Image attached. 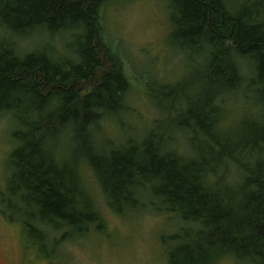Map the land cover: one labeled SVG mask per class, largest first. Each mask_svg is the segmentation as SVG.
<instances>
[{
  "label": "trees",
  "instance_id": "16d2710c",
  "mask_svg": "<svg viewBox=\"0 0 264 264\" xmlns=\"http://www.w3.org/2000/svg\"><path fill=\"white\" fill-rule=\"evenodd\" d=\"M111 1L0 0V114L16 125L8 160L9 191L18 203L5 201L8 211L42 250L48 230L67 240L106 231L74 168L50 154L51 146L70 138L113 213L148 206L185 225L168 237L167 264H216L224 256L264 264V0H168L172 45L192 62L200 59L202 93L188 99L178 121L188 156L150 134L106 153L94 147L99 123L128 109L130 83L102 34L101 12ZM39 31L69 35L68 55L17 53L14 39ZM244 65L250 76L243 75ZM243 88L257 115L247 118L235 150L231 131L221 129L220 109L223 98ZM227 171H235L236 186L227 184Z\"/></svg>",
  "mask_w": 264,
  "mask_h": 264
},
{
  "label": "rangeland",
  "instance_id": "374dc122",
  "mask_svg": "<svg viewBox=\"0 0 264 264\" xmlns=\"http://www.w3.org/2000/svg\"><path fill=\"white\" fill-rule=\"evenodd\" d=\"M101 27L105 41L120 56L130 88L126 94L127 111L116 120L106 118L95 128L97 152L106 153L150 134L160 135L175 154L188 156L187 135L178 128V121L190 101L188 99H196L202 93L200 68L195 64L200 63V59L195 57L192 62L187 53L172 45L173 26L168 0L108 2L101 12ZM70 38L69 35L51 36L39 31L15 38L13 42L19 54L46 49L60 57L68 55L65 45ZM242 73L250 76L246 65L242 67ZM162 87L167 90H160ZM167 93L174 94L164 99L163 95ZM251 98L245 88L223 98L220 126L224 131H231V148L236 147L235 150L246 135V123L257 115L255 107L249 103ZM159 100L178 101L158 107ZM15 128L10 115L0 114V246L6 254L4 264H167L166 250L171 243L168 237L178 234L185 225L176 216L157 213L148 206L138 213L126 212L121 216L113 213L93 170L78 156L80 148L70 138L56 142L51 146L50 154L57 163L74 168L71 171L77 178L80 192L90 198L106 231L67 240L60 233L48 230L49 241L42 250L27 235L20 222L22 219L8 211L4 203H18L9 191L13 169L8 159L15 149L12 139ZM225 180L236 186L235 171L225 172ZM147 199L152 201L150 195ZM216 264L247 263L224 256Z\"/></svg>",
  "mask_w": 264,
  "mask_h": 264
},
{
  "label": "flooded vegetation",
  "instance_id": "af4514ba",
  "mask_svg": "<svg viewBox=\"0 0 264 264\" xmlns=\"http://www.w3.org/2000/svg\"><path fill=\"white\" fill-rule=\"evenodd\" d=\"M23 227H24V230L27 229L24 224H23ZM0 241H2L1 240V236H0ZM0 245H1V242H0ZM5 260H6V254H5L4 250H2V248L0 246V264H4Z\"/></svg>",
  "mask_w": 264,
  "mask_h": 264
},
{
  "label": "clouds",
  "instance_id": "9594fccd",
  "mask_svg": "<svg viewBox=\"0 0 264 264\" xmlns=\"http://www.w3.org/2000/svg\"><path fill=\"white\" fill-rule=\"evenodd\" d=\"M73 264H76V262H73Z\"/></svg>",
  "mask_w": 264,
  "mask_h": 264
}]
</instances>
